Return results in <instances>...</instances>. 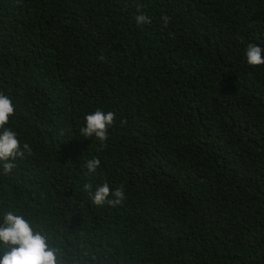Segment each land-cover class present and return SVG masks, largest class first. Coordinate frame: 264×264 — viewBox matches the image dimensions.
Masks as SVG:
<instances>
[{"label":"trees","instance_id":"1","mask_svg":"<svg viewBox=\"0 0 264 264\" xmlns=\"http://www.w3.org/2000/svg\"><path fill=\"white\" fill-rule=\"evenodd\" d=\"M249 44L264 48V0H0L7 127L32 149L0 167V221L24 216L58 264H264ZM96 110L115 114L104 146L79 132ZM103 183L126 199L93 204Z\"/></svg>","mask_w":264,"mask_h":264},{"label":"clouds","instance_id":"2","mask_svg":"<svg viewBox=\"0 0 264 264\" xmlns=\"http://www.w3.org/2000/svg\"><path fill=\"white\" fill-rule=\"evenodd\" d=\"M135 19L138 25L151 22L143 14L136 16ZM163 22L168 23L167 16L163 17ZM245 55L248 65L252 67L264 65V48L249 44ZM207 71L212 70L208 67ZM14 114L15 106L12 99L0 92V167L5 176L11 175L17 168L18 158L22 159L25 153L30 154L32 151L28 143L21 146L17 132L7 127ZM114 120L115 114L112 111L96 110L85 116V126L80 128V135L85 139L95 138L104 146ZM99 166L100 160L93 158L86 161L84 168L87 169V174H92ZM90 189L91 185H84V191ZM125 199L122 186L110 187L108 183L97 186L91 194L92 203L97 206L105 203L117 206ZM0 249H3L0 264H58L57 249L49 246L46 236L36 231L24 216L14 214L12 211L5 212L0 221Z\"/></svg>","mask_w":264,"mask_h":264}]
</instances>
